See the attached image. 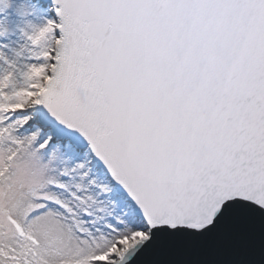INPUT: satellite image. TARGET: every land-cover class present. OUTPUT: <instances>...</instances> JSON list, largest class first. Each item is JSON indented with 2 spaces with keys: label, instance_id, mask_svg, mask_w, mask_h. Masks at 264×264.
I'll use <instances>...</instances> for the list:
<instances>
[{
  "label": "snow or ice",
  "instance_id": "1",
  "mask_svg": "<svg viewBox=\"0 0 264 264\" xmlns=\"http://www.w3.org/2000/svg\"><path fill=\"white\" fill-rule=\"evenodd\" d=\"M0 5V264H264V0Z\"/></svg>",
  "mask_w": 264,
  "mask_h": 264
},
{
  "label": "trees",
  "instance_id": "2",
  "mask_svg": "<svg viewBox=\"0 0 264 264\" xmlns=\"http://www.w3.org/2000/svg\"><path fill=\"white\" fill-rule=\"evenodd\" d=\"M10 15L15 16V13L14 12L13 13H10Z\"/></svg>",
  "mask_w": 264,
  "mask_h": 264
},
{
  "label": "clouds",
  "instance_id": "3",
  "mask_svg": "<svg viewBox=\"0 0 264 264\" xmlns=\"http://www.w3.org/2000/svg\"><path fill=\"white\" fill-rule=\"evenodd\" d=\"M0 7H2V5H0ZM4 11L6 12L7 10L5 9Z\"/></svg>",
  "mask_w": 264,
  "mask_h": 264
},
{
  "label": "water",
  "instance_id": "4",
  "mask_svg": "<svg viewBox=\"0 0 264 264\" xmlns=\"http://www.w3.org/2000/svg\"><path fill=\"white\" fill-rule=\"evenodd\" d=\"M42 2H46V0H42Z\"/></svg>",
  "mask_w": 264,
  "mask_h": 264
}]
</instances>
